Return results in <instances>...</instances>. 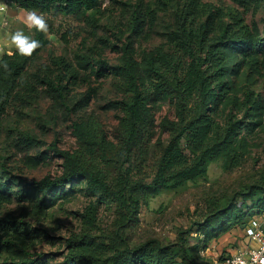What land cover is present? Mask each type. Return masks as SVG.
<instances>
[{"label":"trees","instance_id":"1","mask_svg":"<svg viewBox=\"0 0 264 264\" xmlns=\"http://www.w3.org/2000/svg\"><path fill=\"white\" fill-rule=\"evenodd\" d=\"M105 1L12 0V3L21 10L35 11L43 17L45 14H64L78 18L99 11ZM232 1L258 8L264 0ZM218 11L219 15L228 14L232 22L217 35L212 36L214 25L209 16L200 20L189 9L180 14L178 26L169 34L171 51L145 53L141 62L136 58L131 41L123 43L124 93L113 102L121 112L114 133L116 141L109 138L95 120H75L72 129L77 147L63 150L54 143L50 148L62 159L61 174L32 183L13 175L0 160L5 182L23 185L18 192L21 198L29 196L32 189L41 194L42 202L54 194L65 196L67 185L81 181L86 196L96 199V203H91L81 214L90 224L96 220L97 203L116 206L121 221L118 229L103 235L91 232L73 234L66 240L64 264H202L197 247L189 242L193 229L179 230L174 242L152 239L137 245H131L122 231L126 224L137 218L142 205L148 204L152 198L205 178L214 162L222 161L228 169L237 167L247 153V140L242 135L246 122L238 118V114L243 111L244 118L253 119L251 113L260 107V98L247 90L240 102L231 73L235 67H240V63L262 73L264 32L248 27L236 12ZM44 19L48 25V20ZM131 23L133 31L141 23L136 12ZM30 37L41 44L30 57L20 55L17 50L12 54L5 52L0 57V127L19 95L25 90H34L33 84L25 77L26 71L31 60L48 44V38L47 32L35 28H32ZM5 62L7 69L2 66ZM57 64L64 69L61 61ZM105 68V62L99 61L98 76L105 74ZM59 74L53 76L45 71L41 81L55 100L68 107V83L76 78V74L69 69L64 75ZM160 98L170 102L174 117L164 118L160 123L167 132V140L158 138L154 142L157 124L152 102ZM220 107L221 112L217 114ZM223 113L226 114L221 119ZM251 125L256 126L254 120L247 127L250 129ZM25 138L31 143L36 142L28 134ZM150 162L153 165L147 174L142 163ZM5 185L0 183V202L4 201ZM252 211L264 212V170L256 181L238 190L226 202L214 200L202 220L196 223L195 232L207 241L212 233L219 235L233 226L246 225ZM2 225L22 237H37L21 225L13 227L7 222ZM2 245L16 246L24 254L34 255L15 239L0 235ZM22 264L39 263L24 258Z\"/></svg>","mask_w":264,"mask_h":264},{"label":"rangeland","instance_id":"2","mask_svg":"<svg viewBox=\"0 0 264 264\" xmlns=\"http://www.w3.org/2000/svg\"><path fill=\"white\" fill-rule=\"evenodd\" d=\"M189 9L200 20L208 16L212 19V36L232 22L228 14L219 15V9L226 13L236 12L248 27L264 32V1L256 8L241 6L232 0H106L101 9L89 17L45 14L48 44L31 60L25 75L34 90L20 94L1 122L0 160L11 173L28 183L60 175L62 159L50 148L54 143L63 150L77 147L72 129L75 120H95L108 137L116 141L114 133L121 112L113 102L124 93L123 43L131 41L140 62L145 53L171 51L169 34L178 26L180 14ZM134 12L141 19L135 31L131 28ZM27 32L24 34L30 36L32 29ZM58 61L62 62L64 69L58 67ZM99 61L106 65L103 76L97 73ZM66 69L76 74V78L68 83V107L55 100L41 81L45 71L57 76L59 73L64 75ZM231 77L240 102L247 90L260 98V107L251 113L253 119L244 118L243 111L238 114V118L246 122L242 132L247 140L246 155L237 167L231 169L225 168L222 161L214 162L205 178L189 182L177 191L163 193L142 205L137 218L126 224L122 231L131 245L152 239L174 242L179 230L193 229L189 242L197 247L199 262L219 264L241 245L246 225L264 215V212L252 211L246 225L233 226L219 235L212 233L207 241L195 232L196 223L202 220L214 200L226 202L238 190L256 181L264 170V66L262 73L258 74L240 63ZM152 111L157 124L153 141L158 138L166 141L167 132L160 123L164 118H173L174 109L168 100L160 98L152 102ZM220 112L221 107L217 114ZM225 114H221V119ZM252 120L256 126L251 125L249 129L247 125ZM26 134L34 137L36 142L27 140ZM151 165V162L142 163L144 172L149 174ZM5 181L0 167V183L6 184L4 201L0 202V235L15 239L34 255H26L16 246L2 245L0 264H22L24 258L37 260L39 264H64L66 240L73 234H111L121 224L116 206L110 203L96 204L93 224L82 217L81 214L96 199L86 196L81 181L67 185L65 196L54 194L43 202L41 194L34 189L29 196L21 198L18 192L23 185ZM6 222L13 227L21 225L37 237L28 239L13 233L3 227Z\"/></svg>","mask_w":264,"mask_h":264},{"label":"built area","instance_id":"3","mask_svg":"<svg viewBox=\"0 0 264 264\" xmlns=\"http://www.w3.org/2000/svg\"><path fill=\"white\" fill-rule=\"evenodd\" d=\"M0 3L7 6L12 0H0ZM244 237L241 245L219 264H264V215L246 226Z\"/></svg>","mask_w":264,"mask_h":264},{"label":"crops","instance_id":"4","mask_svg":"<svg viewBox=\"0 0 264 264\" xmlns=\"http://www.w3.org/2000/svg\"><path fill=\"white\" fill-rule=\"evenodd\" d=\"M27 14V11L19 9L14 3H9L6 12L0 14V57L5 52L12 54L16 50L10 42L11 34L16 31L28 33Z\"/></svg>","mask_w":264,"mask_h":264},{"label":"clouds","instance_id":"5","mask_svg":"<svg viewBox=\"0 0 264 264\" xmlns=\"http://www.w3.org/2000/svg\"><path fill=\"white\" fill-rule=\"evenodd\" d=\"M7 6L0 3V14L5 13ZM26 24L29 29L35 28L40 32H47L48 25L42 15L35 11H29L26 18ZM11 44L15 45L16 50L22 56L30 57L38 48L41 47L40 41L25 35L23 31H16L10 36ZM5 69L8 68L7 63L2 65Z\"/></svg>","mask_w":264,"mask_h":264}]
</instances>
